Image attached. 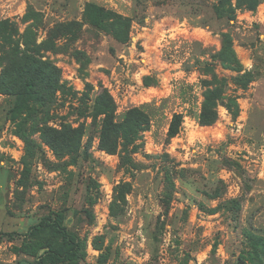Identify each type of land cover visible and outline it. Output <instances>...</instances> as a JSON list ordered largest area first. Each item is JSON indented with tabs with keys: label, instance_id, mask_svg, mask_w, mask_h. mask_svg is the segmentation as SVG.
<instances>
[{
	"label": "rangeland",
	"instance_id": "rangeland-1",
	"mask_svg": "<svg viewBox=\"0 0 264 264\" xmlns=\"http://www.w3.org/2000/svg\"><path fill=\"white\" fill-rule=\"evenodd\" d=\"M36 66L48 100L0 89L1 231L59 220L81 249L45 264H264V0H0V80ZM102 94L148 119L110 151ZM58 243L0 238V264Z\"/></svg>",
	"mask_w": 264,
	"mask_h": 264
},
{
	"label": "trees",
	"instance_id": "trees-1",
	"mask_svg": "<svg viewBox=\"0 0 264 264\" xmlns=\"http://www.w3.org/2000/svg\"><path fill=\"white\" fill-rule=\"evenodd\" d=\"M28 69V64L24 65ZM46 67H34V72L30 77L21 83H16L5 77L0 80V89L5 87L10 91L18 90L19 94L24 96L26 95H36L39 93V101L48 100V97L43 96L40 92L41 85H43V76L54 75V70L50 72V75L46 73ZM20 74V73H17ZM46 84V82H45ZM210 96H212L210 94ZM96 106L98 107L99 113L105 114L102 120V128L100 131V146L108 151L112 150L115 146V142L118 136H121L123 139H133L137 132L142 130L148 123L146 114L138 107H133L126 111L124 118L121 121H113L112 116V106L111 101L106 96L102 94L97 96ZM25 105V99H17L15 104L10 108L11 115H16L21 108ZM204 115H201L200 121L203 122ZM205 118V117H204ZM182 123V114L173 113L171 121L168 125L167 134L169 136L176 135ZM79 131L78 129H72L71 131H66V134L63 133H50L49 129H46L44 132L45 139L49 142L51 146L57 149L73 148V145H69L68 140L71 137L78 138ZM44 231H50L56 235L59 239L57 245L47 244L43 245L42 252L36 253L35 259L32 264H45L46 261L49 262H65L76 257L81 249L80 241L77 239L76 235L69 231V229L63 225L59 220L51 216H44L37 221L30 224L25 231H1L0 238H5L7 240L13 239H25L31 236L37 235Z\"/></svg>",
	"mask_w": 264,
	"mask_h": 264
}]
</instances>
